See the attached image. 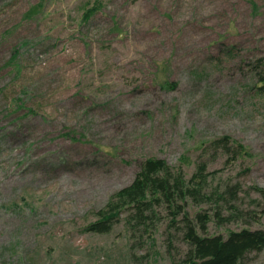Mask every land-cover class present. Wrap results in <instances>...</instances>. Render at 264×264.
<instances>
[{
	"label": "rangeland",
	"instance_id": "374dc122",
	"mask_svg": "<svg viewBox=\"0 0 264 264\" xmlns=\"http://www.w3.org/2000/svg\"><path fill=\"white\" fill-rule=\"evenodd\" d=\"M263 64L264 0H0V264L182 257L165 212L152 243L81 230L147 157L204 164L207 234L264 229Z\"/></svg>",
	"mask_w": 264,
	"mask_h": 264
},
{
	"label": "trees",
	"instance_id": "16d2710c",
	"mask_svg": "<svg viewBox=\"0 0 264 264\" xmlns=\"http://www.w3.org/2000/svg\"><path fill=\"white\" fill-rule=\"evenodd\" d=\"M92 13L93 9L86 10L83 19L87 20ZM255 81L264 90V71H256ZM21 105L19 100L18 107ZM216 142L227 153L243 149L242 144L228 136ZM179 164L171 166L162 158H145L131 182L115 191L106 204L95 211L96 219L85 224L81 230L107 233L115 223L123 221L133 236L145 234L152 243V231L157 230L161 212H165L169 216V223L177 224V227L181 222L177 229L188 246L184 255L171 264H240L247 253L262 250L264 229L241 228L230 230L225 236L207 234L208 223L211 220L218 221L221 218L219 214L215 211L196 212L191 217L186 209L188 201L198 204L211 201L214 196L213 193L202 191L207 182L205 166L198 163L195 171L186 178L182 165H188L189 161L181 156ZM231 188H227L229 195L235 192Z\"/></svg>",
	"mask_w": 264,
	"mask_h": 264
}]
</instances>
